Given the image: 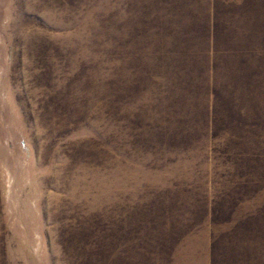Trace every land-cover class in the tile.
Wrapping results in <instances>:
<instances>
[{
	"label": "rangeland",
	"instance_id": "obj_1",
	"mask_svg": "<svg viewBox=\"0 0 264 264\" xmlns=\"http://www.w3.org/2000/svg\"><path fill=\"white\" fill-rule=\"evenodd\" d=\"M0 264H264V0H0Z\"/></svg>",
	"mask_w": 264,
	"mask_h": 264
}]
</instances>
